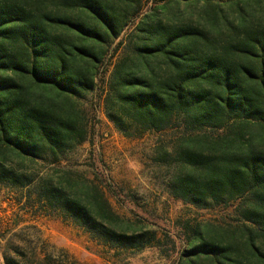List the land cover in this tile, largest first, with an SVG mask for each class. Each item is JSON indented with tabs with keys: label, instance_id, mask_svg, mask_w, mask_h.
<instances>
[{
	"label": "trees",
	"instance_id": "1",
	"mask_svg": "<svg viewBox=\"0 0 264 264\" xmlns=\"http://www.w3.org/2000/svg\"><path fill=\"white\" fill-rule=\"evenodd\" d=\"M143 1L0 0V189L111 249L160 248L102 183L51 167L87 141L95 94L124 138L177 133L156 149L175 163L173 199L238 204L240 228L187 226L176 264H264V0H158L142 14ZM196 2L191 24L176 7Z\"/></svg>",
	"mask_w": 264,
	"mask_h": 264
},
{
	"label": "rangeland",
	"instance_id": "2",
	"mask_svg": "<svg viewBox=\"0 0 264 264\" xmlns=\"http://www.w3.org/2000/svg\"><path fill=\"white\" fill-rule=\"evenodd\" d=\"M253 1L249 5L256 6L258 3ZM159 4L158 0H144L142 14ZM176 8L185 20L190 17L187 22L191 24L202 17L200 2L182 3ZM226 10L235 16L233 9L226 7ZM172 14L168 11L164 18ZM111 69L112 65L105 67L104 82ZM99 86L102 88L104 84ZM82 110L88 120L87 141L51 167L102 183L114 212L134 227H146L162 246L139 252L111 249L93 242L84 231L57 215H45L28 205L23 194L0 189L1 264L4 258L18 264H176L186 247L187 226L209 223L228 230L241 227L237 203L199 210L171 197L168 183L175 163L169 158L168 162L160 161L156 149L161 147L169 153L176 132L124 138L106 119L103 105L95 99V94L87 97Z\"/></svg>",
	"mask_w": 264,
	"mask_h": 264
}]
</instances>
